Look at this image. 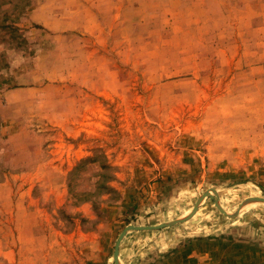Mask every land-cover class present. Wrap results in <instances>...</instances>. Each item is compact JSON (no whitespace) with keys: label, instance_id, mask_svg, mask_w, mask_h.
<instances>
[{"label":"rangeland","instance_id":"374dc122","mask_svg":"<svg viewBox=\"0 0 264 264\" xmlns=\"http://www.w3.org/2000/svg\"><path fill=\"white\" fill-rule=\"evenodd\" d=\"M235 231L264 262V0H0V264Z\"/></svg>","mask_w":264,"mask_h":264},{"label":"crops","instance_id":"0c3cea01","mask_svg":"<svg viewBox=\"0 0 264 264\" xmlns=\"http://www.w3.org/2000/svg\"><path fill=\"white\" fill-rule=\"evenodd\" d=\"M133 0H111V6L117 11L123 8L124 3L130 5ZM122 2V5L121 3ZM114 10V9H111ZM173 251L171 259L173 264H197V260L203 258V264H264L258 259L252 257L248 262L245 261L244 252H240L246 248H254L247 242L241 240V235L236 231L232 235L226 237L222 234L217 235L213 239L209 235H205L203 239L189 240L187 244L179 247L172 245ZM175 249V250H174ZM264 251V250H263ZM257 254H260L257 249Z\"/></svg>","mask_w":264,"mask_h":264},{"label":"water","instance_id":"95a60500","mask_svg":"<svg viewBox=\"0 0 264 264\" xmlns=\"http://www.w3.org/2000/svg\"><path fill=\"white\" fill-rule=\"evenodd\" d=\"M198 209V206L195 207L193 213L189 216V217H183V218H179L171 223H167V224H163V225H159V226H147V227H136V226H129L127 227L123 233L121 234L120 238H119V241H118V244H117V249H116V254H115V257L117 259V261H119V253H120V245H121V242L123 240V238L127 235V233L130 231V230H143V229H155V228H160V227H167V226H171V225H175V224H178L179 222H183L187 219H189L192 215L195 214V212L197 211ZM225 212V211H224Z\"/></svg>","mask_w":264,"mask_h":264},{"label":"bare ground","instance_id":"6f19581e","mask_svg":"<svg viewBox=\"0 0 264 264\" xmlns=\"http://www.w3.org/2000/svg\"><path fill=\"white\" fill-rule=\"evenodd\" d=\"M254 203L256 204V202H254ZM255 204H254V205H255ZM258 204H260V203H258ZM249 206H250V205H249ZM249 206H247V207H249ZM250 208H251V207H250ZM189 211H190V210H189ZM187 213H188V212H186V214H187Z\"/></svg>","mask_w":264,"mask_h":264}]
</instances>
